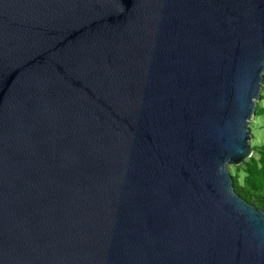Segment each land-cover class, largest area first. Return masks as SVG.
<instances>
[{
	"label": "water",
	"instance_id": "obj_1",
	"mask_svg": "<svg viewBox=\"0 0 264 264\" xmlns=\"http://www.w3.org/2000/svg\"><path fill=\"white\" fill-rule=\"evenodd\" d=\"M263 79L264 0H0V264H264Z\"/></svg>",
	"mask_w": 264,
	"mask_h": 264
},
{
	"label": "trees",
	"instance_id": "obj_2",
	"mask_svg": "<svg viewBox=\"0 0 264 264\" xmlns=\"http://www.w3.org/2000/svg\"><path fill=\"white\" fill-rule=\"evenodd\" d=\"M263 98L261 95L260 100ZM264 112L263 107L255 103L254 115ZM251 155L238 165H228L233 191L244 201L264 211V141L251 144Z\"/></svg>",
	"mask_w": 264,
	"mask_h": 264
},
{
	"label": "rangeland",
	"instance_id": "obj_3",
	"mask_svg": "<svg viewBox=\"0 0 264 264\" xmlns=\"http://www.w3.org/2000/svg\"><path fill=\"white\" fill-rule=\"evenodd\" d=\"M261 95L263 96V98L260 100ZM255 103L260 104L264 109V79L260 84L259 99ZM247 126L249 129V147L251 146V144L255 145L264 141V112L257 116L252 114L247 122Z\"/></svg>",
	"mask_w": 264,
	"mask_h": 264
}]
</instances>
